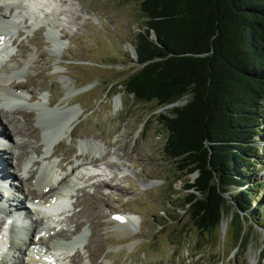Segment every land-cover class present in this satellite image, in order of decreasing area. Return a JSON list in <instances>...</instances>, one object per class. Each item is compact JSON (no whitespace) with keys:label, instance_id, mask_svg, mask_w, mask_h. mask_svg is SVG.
I'll list each match as a JSON object with an SVG mask.
<instances>
[{"label":"rangeland","instance_id":"rangeland-1","mask_svg":"<svg viewBox=\"0 0 264 264\" xmlns=\"http://www.w3.org/2000/svg\"><path fill=\"white\" fill-rule=\"evenodd\" d=\"M41 1L34 7H12L18 25H10L21 36L16 44L12 43L14 55L4 65L22 64L31 56L27 61L29 71L13 79L26 87L24 94L31 100L2 115L1 128L16 127L23 132L10 135L13 144L21 145L11 148L20 160L7 165L5 173H16L17 180L30 177V171L37 167L32 166L33 161L41 163L46 152L45 147L40 153L33 152L42 144L43 134L34 140L30 132L39 131L46 122L55 130L67 118L69 109L79 115L71 134L47 159L54 166L53 172L59 179L76 167L71 176L77 179L84 177L82 170L91 164L102 166L118 180L110 176L106 180L110 186L102 182L94 186L87 182L75 184L79 189L72 191L69 199L73 208L60 226L68 239L71 235L67 231L75 227L87 236L83 246L70 253L72 259H77L72 264H252L253 258L254 264H264L260 255L264 247V115L259 135L253 138L260 158L251 174L257 186L251 208L257 220L252 222L241 214L248 241L238 249L233 241L238 224L235 221L229 228L231 215L223 217L219 229L203 235L182 210L189 193L186 181L192 183L197 174L185 176L163 155L164 134L158 116H168L170 109L184 105L186 100L158 109L154 102H137L118 86L138 67L132 46L142 28V0ZM49 31L53 32L48 35ZM52 35L55 39L48 37ZM36 104L62 113L46 114L42 123L37 122V111L28 110V105ZM20 111L32 115L26 117ZM6 148L9 152V144ZM26 186L30 189V182ZM229 205L232 213H237L233 203ZM117 215L132 216V224L117 223ZM12 255L5 264L21 257L19 251Z\"/></svg>","mask_w":264,"mask_h":264},{"label":"trees","instance_id":"trees-1","mask_svg":"<svg viewBox=\"0 0 264 264\" xmlns=\"http://www.w3.org/2000/svg\"><path fill=\"white\" fill-rule=\"evenodd\" d=\"M139 11L138 67L118 86L158 109L186 100L158 116L163 155L185 176L197 174L186 181L182 210L203 235L231 215L240 249L248 241L241 214L257 220L251 174L264 115V0H142Z\"/></svg>","mask_w":264,"mask_h":264},{"label":"bare ground","instance_id":"bare-ground-1","mask_svg":"<svg viewBox=\"0 0 264 264\" xmlns=\"http://www.w3.org/2000/svg\"><path fill=\"white\" fill-rule=\"evenodd\" d=\"M10 1H18V0H1L0 1V103H2L4 105L3 107H6V109H7V110L4 108L0 109V123H1V120L3 118L2 115L4 114L5 111L6 112L9 111V113H10V109L17 107L18 104L25 103V101L23 100L22 94H16V90L19 91L20 88H24L25 86L19 84L17 81H14L13 79L18 78V77L22 76L23 74H25L29 71V66H28L29 63L27 61L31 60V56H30V57H28L29 59L24 60L22 62V64L17 63L14 66L4 65L5 63L2 62V60L4 58L8 59V57L14 55V52L11 49V45H12V43H13V45L16 44V42L18 41L17 38H19L21 36V33L17 32L15 34L13 32L14 30H12L11 21L16 20V19H14L15 16L13 14L14 13L13 12L14 7L8 5V2H10ZM38 2L37 1L33 2V0H32V1L28 2L30 5H26V3H17V4H20V5H23L26 7H34L35 4L36 5L40 4L42 1L38 0ZM6 16L8 18H6ZM10 17H13V18L10 20ZM52 32L53 31H49L48 35L51 34ZM11 34H13V37H10ZM14 34H15V36H14ZM48 37L53 38L55 36L52 35V36H48ZM39 39H40V36L38 34L37 39H36V42L38 44H39ZM53 39H55V38H53ZM38 44H37V46H38ZM21 93H23V91H21ZM28 107L31 108L28 110H33L34 112L37 111V113L35 112L36 117L38 118L37 122H41V123H42L41 119L46 114L62 113L60 109L56 111V110H53V108H50L45 104L28 105ZM72 110L73 109H69V111L67 112V118L62 120L60 125L55 130L52 128L50 123L46 122V123H42V125L40 126V129H39L40 133L38 130H34V131L30 132L31 135H29V136L31 138H33L34 140L41 139V133L43 134L42 144L33 148V152L35 154H37L40 150H42L43 147L46 148V150H45L46 152L44 153V151H43L44 155H43V158L41 157L42 158L41 163L37 162L38 160L33 161L32 166L34 167V165H37V167L30 171L31 176L30 177L28 176L27 178H26V176H24V177H22V179L21 178L19 179L21 181L20 192L25 197H27L29 199H33V200H42V199L50 200L52 197H56V202H55L54 206H57L59 203L67 202L69 194L72 193V191H74V189H71L68 187L69 184H68V181H66L70 177L71 174L66 175L65 177L63 176V177L58 179L56 173L53 172V169H54L53 164H51V162L47 161V159L52 158V154L54 152L55 147L58 146L68 134H71V131H72L74 124L79 119V115L75 114L74 111H72ZM21 112L22 111H20L19 114ZM31 113L26 114V112H22V114L23 115L25 114L26 117L31 116L32 115ZM14 114H16V112ZM57 117H58V115H57ZM1 124H0L1 137H3L5 139L4 141H7V139L10 141V142L7 141V143L9 144V148H10L9 152H8L6 146L0 144V172L3 173L4 175H7L6 174L7 172L5 173L6 166L7 165H13L12 163L14 162V160H17L20 157L19 154L16 155V153H14V149H11L14 147L16 148V146H18L20 143L17 144L18 142H14V144H13V142H11L10 135H11V133L20 135L23 132H22V130H20L16 127H11L9 129L8 128L5 129L3 127L1 128ZM19 146H21V145H19ZM21 156H22L21 158L24 157V155H22V154H21ZM92 159H94V157ZM90 163H95V162L90 161ZM16 164L17 163L15 162V165ZM57 166H59V163L57 164ZM61 167H63V166L61 165ZM75 168L76 167H73L71 169L72 172L75 170ZM62 170H65V169H62ZM8 177H10V176H8ZM111 178H114V180H116V179L118 180V178H116L115 176H111ZM29 182H30L29 187H31L30 189L27 188V186H26ZM102 183L105 185L107 182H102ZM107 184H109V186H110V183H107ZM103 187H105V186H103ZM1 190H5L6 192H8L9 195L11 194L10 190H8L4 185L0 184L1 198L3 197V193L1 192ZM78 191H80V190H78ZM1 198H0V201H2ZM9 204H11V203H9ZM73 205H74V203H73ZM9 208H11L10 205H9ZM0 211L1 212L3 211V210H1V205H0ZM129 216H127V217L122 216L121 217L120 215H118L119 219H117L115 221L119 224H132L133 217L131 216L130 218H128ZM8 218H9V216H8ZM68 221H69V219H68ZM80 225L78 224V227ZM225 225H226V223H224V226ZM54 226H57V225L55 224ZM1 227H2V225L0 224V229H1ZM36 228H38V222H36ZM51 231H54L55 235L48 234L46 237V235L41 233V235H43V238H40L39 237L40 233L38 232V230L35 229L34 230L35 235L32 238H28V239L25 238L24 241H22L21 239H17V240L12 241L13 250L19 251L20 253L21 252L23 253L22 254L23 257L20 258L17 256L16 261L14 259L13 264H20V262H19L20 259H21V264H53V263H50L48 260V257L44 256L43 254H41L40 256H37V259L31 258V256H30L31 253H30L29 247H36L38 245L41 247H43V246L47 247L50 245H55V246L65 250V255H66V252L68 249L69 250L70 249L71 250L72 249L73 250L74 249L79 250L83 246L82 242L85 241V237L87 236L85 231H83V232H80V230L77 231L76 227H75V231L73 233L70 232L72 234H70L71 238H69V239H67L68 235L66 234L64 229L56 231V227H54L53 229L47 228L45 233L51 232ZM71 239H73V242L69 243L68 241H70ZM44 240L47 241V243ZM27 245H29V247ZM75 252H77V251H75ZM73 253L74 252H72L71 254H73ZM70 255L68 256L69 258H71ZM12 258H13V256H12ZM70 260L72 262H75L77 259L71 258ZM255 260L256 259L253 258L251 263L254 264ZM0 264H5V263L0 262Z\"/></svg>","mask_w":264,"mask_h":264},{"label":"water","instance_id":"water-1","mask_svg":"<svg viewBox=\"0 0 264 264\" xmlns=\"http://www.w3.org/2000/svg\"><path fill=\"white\" fill-rule=\"evenodd\" d=\"M151 39H153L155 42H157V37H156V35L154 34V32H151ZM132 51L134 52V55H135V51H134V49H133V47H132ZM136 57V56H135ZM174 105H176V104H173V105H170V106H174ZM170 106H168V107H170ZM168 107H166V108H168ZM243 223H244V226L246 225V222L245 221H243ZM223 226V225H222ZM244 229H245V227H244ZM247 236V239H248V234L246 233V229H245V237ZM264 247H262V249H263ZM262 249H261V251H262ZM261 251H260V255H263L262 253H261Z\"/></svg>","mask_w":264,"mask_h":264}]
</instances>
